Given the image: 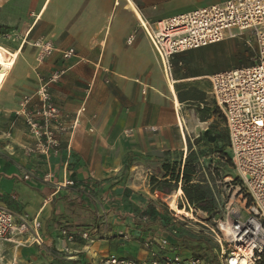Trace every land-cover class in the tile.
<instances>
[{
  "label": "crops",
  "instance_id": "obj_1",
  "mask_svg": "<svg viewBox=\"0 0 264 264\" xmlns=\"http://www.w3.org/2000/svg\"><path fill=\"white\" fill-rule=\"evenodd\" d=\"M223 1L0 0L7 23L25 24L23 42L42 40L55 48L39 73L58 72L50 85L64 111L52 124L58 142L34 149L26 133L22 142L0 135V207L10 211L16 223L24 216L39 224L42 250L51 264H96L108 254L145 259L144 242L157 245L161 238L179 245L165 211L145 194L151 192L148 179L175 183L165 176L163 164L177 160L181 170L191 136L200 134H192L185 124L181 127L180 106L202 105L207 101L204 94L210 98L206 80L228 70L209 61L211 57L195 56L221 46L226 38L174 55L168 81L142 25ZM19 47L13 54L23 67V43ZM70 47L74 56L62 59V50ZM180 87L192 88V93L177 90ZM83 102L88 111L77 114L74 124L73 112ZM112 150L122 152L118 165L104 154ZM94 152L102 154L94 159ZM83 232L93 242L83 239ZM25 238L27 234L14 240L19 244ZM12 245L0 244V253L8 255L0 264L11 263Z\"/></svg>",
  "mask_w": 264,
  "mask_h": 264
},
{
  "label": "built area",
  "instance_id": "obj_2",
  "mask_svg": "<svg viewBox=\"0 0 264 264\" xmlns=\"http://www.w3.org/2000/svg\"><path fill=\"white\" fill-rule=\"evenodd\" d=\"M142 28L165 73H170L171 59L176 54L238 35L253 38L251 64L209 77L210 100L224 119L230 164L239 175V180L224 177L222 182L229 189L235 188L232 198L238 195L242 202L233 203L230 198L225 204L222 195L218 196L213 189L217 208L211 213L189 205L183 193L177 195V200L191 215H202L203 221L199 222L206 228L202 232L212 243L218 264H264V0H225L168 17L155 25H142ZM39 41L43 54H49L51 43ZM73 55L74 49L69 48L62 51L61 57L68 59ZM23 177L27 179L29 175ZM164 197L167 199L169 195ZM171 215L177 216L173 212ZM190 220L196 219L183 217L184 224ZM17 221L10 211L0 207V243H15L14 237L30 233L31 224L39 226L24 216H18ZM176 232V228L171 230L173 235ZM81 237L93 242L86 232ZM175 245L166 238H161L157 245L146 241L144 248L148 257L145 259L108 254L96 264H206L200 255H180Z\"/></svg>",
  "mask_w": 264,
  "mask_h": 264
},
{
  "label": "rangeland",
  "instance_id": "obj_3",
  "mask_svg": "<svg viewBox=\"0 0 264 264\" xmlns=\"http://www.w3.org/2000/svg\"><path fill=\"white\" fill-rule=\"evenodd\" d=\"M20 6L22 9L25 8L24 5ZM7 19L8 15L6 10L1 8L0 47L8 52V57H12L11 54L15 52L14 50L18 49V47L23 43L22 53L25 54V66H21L20 63H22V60H16L18 56L14 54L13 59L16 61V64L8 73L9 76L7 75L8 78L6 77L7 80H4L0 89V135H11L14 136L15 140L22 142L23 140L21 135L26 133L27 135H30L29 139L32 141V144H30L31 148H44L46 144H52V141L58 142V132L52 124L53 121L57 119L62 112H64L63 109L60 108L56 99H54L51 95L52 90L50 85L56 83L58 72L53 71L47 76L39 73L42 63L55 51V48L51 44L52 49L50 53L43 54L44 49H42V45L39 40L30 42L27 39L23 42V30L25 24H10L7 23ZM14 30L16 32H14ZM224 41L225 43L221 46L197 52L195 58H203L205 56L211 57L209 61H214L216 64H220L225 67V69L249 65L253 62V38L245 35H238L233 38H226ZM37 42L39 45H36ZM19 57L22 59L21 56ZM23 79L25 80L24 84L23 82H20L23 81ZM31 80L35 81V83L31 84ZM46 80L47 82H50L46 83ZM206 81H208L209 85V79ZM191 89L192 88L188 89L185 87L177 88V90L188 91L189 93H192ZM204 98L207 99V101H201L202 105L199 103L194 104L188 102L183 104V106H180L179 117L181 127H184L185 124L188 129H191L192 134L196 132L200 133L197 137L191 136L193 138L192 144H196L193 148L196 150L197 156L199 157L201 170V174H197L196 178L200 179L201 175L207 176L210 181V186L214 192L218 196L222 195L221 200L226 204L229 202L230 198H232L236 189H229V186H225L222 179L224 177H231L235 180H239V175L230 163H227L219 155L213 152V144L210 143L213 141L216 142V140L218 143V140L220 141L223 138V135L226 134V127L221 113L215 108L209 96L204 94ZM86 111H88L87 105L83 102L79 105L78 109L73 112L75 113L74 124L77 123V114L85 113ZM197 117H199L200 120ZM204 118H208L206 122L202 121ZM55 126L58 127L57 125ZM223 150L225 153L228 152L226 146ZM90 154L94 159H97L102 153L94 152ZM104 154L109 156L112 164L118 165L122 152L112 150ZM215 169H218V172H215ZM210 171H213L212 176H210ZM148 182V188L151 192H147L145 194H147L148 197H152V200L151 198L148 199H150L159 209L165 211L169 221H171L169 226L174 225L172 228L177 229V239H175V243L179 241V245H177L176 251L183 256L194 254L200 255L205 259L206 264H218L214 259L212 249L208 250L207 248H213V246L211 242H208V238H204L206 235L202 232V230H206V228L199 222L202 220V215L197 216L193 213L192 217L196 220H190L184 224V216L178 215L173 210L169 209L168 201L164 196L170 194L178 195V191L174 192L178 185L174 187V184H171V186H167L166 188H159L158 184L150 182V179H148ZM154 190H157L160 193L157 197H154ZM235 202L236 201L233 203ZM176 204L179 207V205H181V201L176 199ZM171 212L175 213L177 216H172ZM31 226L32 229H30V233L26 232L23 234V236L27 234L25 242L20 241L18 244L16 241L14 245H12L14 246L11 248L13 250V257L12 255L11 257L9 255L10 260L8 263L51 264L52 260L50 258L48 259L42 250L43 243L38 235V227H35L32 224ZM34 235H36L35 238ZM185 236L192 239L190 243L187 244L189 247H185V245H183V237ZM198 238H202V241L199 246L196 247L195 241ZM48 250L51 253L53 252V249L48 248ZM6 259H8L7 253L1 252L0 262L5 261ZM76 264H84V262L80 260Z\"/></svg>",
  "mask_w": 264,
  "mask_h": 264
},
{
  "label": "trees",
  "instance_id": "obj_4",
  "mask_svg": "<svg viewBox=\"0 0 264 264\" xmlns=\"http://www.w3.org/2000/svg\"><path fill=\"white\" fill-rule=\"evenodd\" d=\"M210 144H213L212 149L215 154L219 155L227 163H230L229 150L226 153L223 150L225 146L227 147V149L229 146L227 131L226 134L223 135V138L220 141L218 140V143L216 140V142L213 141ZM194 145L196 144L190 143L188 152L184 158L183 168L181 170L179 168L177 169L175 166L177 160H175L173 164H166V163L163 164L162 168L165 171V176H169L168 180H173L175 183L162 181L160 184L158 183L157 184L159 188H164V187L166 188L167 186H171V184H174V187H176L178 182H181L182 193L188 204L196 208H199L204 212L211 213L217 208V203L214 198L213 190L210 186L209 178L203 175H201L200 179L196 178L197 174H201V170L199 165L200 164L199 157L197 156L196 150L193 148ZM215 172H218V169H215ZM212 173L213 171H210V176H212ZM150 182L154 183V179L150 178ZM179 207H182V205H179ZM204 238L207 237L204 236ZM191 240L192 239L190 237H186V236L183 237V243H184L183 245H185V247H189V245L187 244H189ZM201 241L202 238H198L195 241L196 247L199 246ZM208 242L210 243L209 239ZM207 248L208 250L212 249V247L211 248L207 247Z\"/></svg>",
  "mask_w": 264,
  "mask_h": 264
},
{
  "label": "bare ground",
  "instance_id": "obj_5",
  "mask_svg": "<svg viewBox=\"0 0 264 264\" xmlns=\"http://www.w3.org/2000/svg\"><path fill=\"white\" fill-rule=\"evenodd\" d=\"M7 53L8 52H6L5 50H3L0 47V89H1L2 84H3L4 80L6 79L8 73L10 72V70L13 66V63H14V59H13L14 54H11L12 57H8ZM165 78L168 81H169V78H172L169 74V71L166 72ZM169 85H170V89L173 90V85H172L171 81H170ZM175 105L178 106V102L176 99H175ZM180 125H181V123H180ZM226 179L230 180L229 177H227ZM181 193H182V189H179L178 194H181ZM236 197H237V195H234V197L232 198L233 202L239 201L240 197H237V199H236ZM176 199H177V194H170L169 195V197L167 198L169 209L173 210L178 215H183L186 217H192L191 213L188 210L178 207V205L176 204Z\"/></svg>",
  "mask_w": 264,
  "mask_h": 264
}]
</instances>
